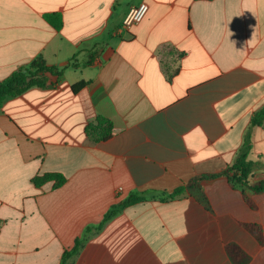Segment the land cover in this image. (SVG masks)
I'll list each match as a JSON object with an SVG mask.
<instances>
[{"label":"crops","instance_id":"obj_1","mask_svg":"<svg viewBox=\"0 0 264 264\" xmlns=\"http://www.w3.org/2000/svg\"><path fill=\"white\" fill-rule=\"evenodd\" d=\"M38 58L63 72L0 103V264H232L228 244L264 264V191L223 174L248 138L247 185L264 181V0H0V82ZM213 175L205 200L128 206L63 262L131 192Z\"/></svg>","mask_w":264,"mask_h":264},{"label":"trees","instance_id":"obj_2","mask_svg":"<svg viewBox=\"0 0 264 264\" xmlns=\"http://www.w3.org/2000/svg\"><path fill=\"white\" fill-rule=\"evenodd\" d=\"M46 22L55 29H60L62 26V19L59 15L50 14L45 15ZM92 56L85 61L81 66H88L92 62ZM69 67H77L74 64H68ZM63 72L62 69H58L52 66L45 65L41 58L34 60L28 68L14 72L11 76L0 82V103L8 97H15L32 87H44L47 82V77H59ZM84 85L83 82L78 83L73 87V90H79ZM264 123V109L259 110L252 117V126H259ZM105 138V137H104ZM103 138V139H104ZM251 150V143L248 138H246L244 144L240 149L238 157L235 159L233 165L223 174L229 172L232 173L230 178L234 185H244L249 187L254 193H259L264 191V181L257 182L252 186L247 185V179L251 175L254 169V163L248 160V154ZM216 177L205 176L196 177L190 180L186 187H179L173 190L171 193L160 192L158 194H149L145 192H131L125 199L121 202L113 205L103 216L101 221L92 226L86 227L83 234L75 240L74 246L71 250L66 251L64 254L63 262L70 256L77 253L80 247L85 243L86 236L91 232L92 229L99 230L107 221L111 220L117 214H119L123 209L128 206L134 205L139 202H143L150 199H159L161 201L171 200L175 197L180 196L186 189L197 190L200 199L203 201L205 197L203 195V190L200 183L204 180L212 179ZM53 182V187L57 188L64 184L65 178L59 173H46L41 176H37L33 179L35 186H42L45 183ZM243 227L259 242H262L261 231L258 226L243 224ZM225 252L227 257L230 259L232 264H248L250 257L236 244H228L225 247Z\"/></svg>","mask_w":264,"mask_h":264},{"label":"built area","instance_id":"obj_3","mask_svg":"<svg viewBox=\"0 0 264 264\" xmlns=\"http://www.w3.org/2000/svg\"><path fill=\"white\" fill-rule=\"evenodd\" d=\"M147 10L148 6L145 2H141L138 5L131 7L121 23L118 30L119 33L127 32L132 26L141 22Z\"/></svg>","mask_w":264,"mask_h":264}]
</instances>
